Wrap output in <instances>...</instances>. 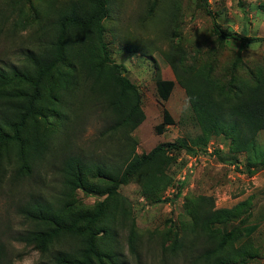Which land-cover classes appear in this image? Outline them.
<instances>
[{
	"label": "rangeland",
	"instance_id": "rangeland-1",
	"mask_svg": "<svg viewBox=\"0 0 264 264\" xmlns=\"http://www.w3.org/2000/svg\"><path fill=\"white\" fill-rule=\"evenodd\" d=\"M68 1L0 0V70L24 67L29 50H43L49 45L53 24ZM208 3L223 29L264 37V0ZM212 23L201 0H109L105 41L112 60L124 67L126 76L142 95L145 120L132 133L137 155L149 153L161 144L175 145L178 140L193 147L201 135L182 87L176 83L167 102L158 95V79L175 80L165 57L171 50L188 64L210 66L213 76L223 85L264 77V43L245 47L228 40L222 45L212 33ZM58 77L54 79L55 92H47V97H54L60 89ZM59 91L58 97L69 100L67 109L61 112L52 107L37 111L32 118L40 132L54 134L51 142L58 149L51 147L44 160L30 162L32 172L20 177L16 176V168L22 163L12 157L0 179V234L6 243L9 264H53L59 251L75 250L72 241L56 242L43 253L34 243L16 240L21 233L41 228L37 219L21 213L24 205L34 199L55 204L63 196L64 179L59 173L63 157L83 156L88 162L111 166L121 161L124 139L106 132L110 116L104 106L88 88L70 96L69 92ZM53 102L49 101L48 106L56 107L58 103ZM164 109L171 113L175 125L158 135L155 128L162 122ZM194 150V155L176 153V162L168 172L172 182L158 198L146 197L135 180L121 187L119 194L127 200L130 218L118 228L114 240L113 251L119 254V264H208V236H198L192 230H186L185 236L184 230H178L188 219L186 199L200 196L212 198L216 209L240 211L235 220L215 227L219 232L215 234L217 240L234 232L230 251H237V257L231 264H264V168L247 169L248 162L264 161V131L256 136L253 151L244 154H230V141L222 135ZM179 186L181 196L176 198ZM73 197L76 207L86 210L106 198L88 195L81 189ZM133 234L137 239L136 253L130 245ZM179 237L185 241L175 247Z\"/></svg>",
	"mask_w": 264,
	"mask_h": 264
},
{
	"label": "trees",
	"instance_id": "trees-1",
	"mask_svg": "<svg viewBox=\"0 0 264 264\" xmlns=\"http://www.w3.org/2000/svg\"><path fill=\"white\" fill-rule=\"evenodd\" d=\"M201 2L212 17V33L220 44L228 40L245 47L264 43V37H249L246 33L223 29L208 0ZM108 17L109 0H69L53 24L54 35L49 45L43 50L40 47L37 51L29 50L24 67L0 70V179L5 176L12 157L22 163L16 168V176L20 177L30 175L34 160H44L51 147L58 149L51 142L54 134L40 132L32 118L37 111L52 107L61 112L67 109L69 100H62L61 95L58 97L60 89L70 96L88 88L110 116L106 132L124 139L121 161L114 166L88 162L83 156L63 157L59 163L65 185L63 196L55 204L34 199L21 209L22 214L37 219L41 228L19 234L17 241L34 243L43 253L61 240L72 241L76 246L70 252L59 251L53 264H119V254L113 251L114 240L118 228L130 218L127 200L119 194L122 186L135 180L146 197L158 198L172 182L168 172L176 162V153L186 151L194 155L195 147H206L213 137L222 135L230 141V154H244L253 151L256 136L264 131V77L223 85L213 76L210 66L188 64L182 55L171 50L165 57L175 80L158 79V95L167 102L176 83L182 87L201 135L194 142V148L178 140L175 145L161 144L149 153L137 155V142L132 133L145 120L142 95L126 76L124 67L112 60L105 41L104 22ZM56 77L61 83L60 89L54 97H47V92H55ZM49 101L58 104L48 106ZM170 125H175V121L164 109L156 133L163 135ZM263 168L264 161L247 163L248 170ZM78 189L106 198L91 210L77 208L73 196ZM181 191L179 186L176 198L181 196ZM185 212L188 219L178 230H184L185 236L186 230L208 236V264H231L237 257V251L234 254L230 251L234 232L217 240L215 234L219 232L215 227L235 220L240 211L216 209L212 198L200 196L186 199ZM131 230H134L133 220ZM183 237H179V243L177 238L175 247L183 244ZM130 245L136 253L134 234L130 237ZM9 263L6 243L0 234V264Z\"/></svg>",
	"mask_w": 264,
	"mask_h": 264
}]
</instances>
